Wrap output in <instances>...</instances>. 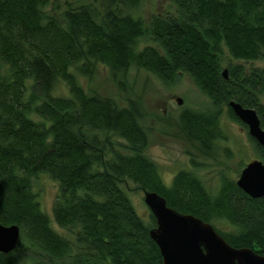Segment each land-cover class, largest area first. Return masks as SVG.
<instances>
[{
  "label": "trees",
  "instance_id": "16d2710c",
  "mask_svg": "<svg viewBox=\"0 0 264 264\" xmlns=\"http://www.w3.org/2000/svg\"><path fill=\"white\" fill-rule=\"evenodd\" d=\"M48 1L0 0V222L20 229L17 246L0 252V264H163L149 233L155 216L138 213L131 182L210 222L232 246L264 254V195L250 196L228 176L212 191L185 168L166 183L144 151L141 101L124 93L119 106L87 93L79 80L92 73L94 60L113 78L131 67L164 81L185 72L210 108H184L178 128L211 153L226 137L223 113L246 126L231 99L255 108L264 128V0H174L173 14L152 13L148 21L121 10L140 0H98L101 18L86 4L67 8L64 21L44 10ZM141 38L151 43L139 48ZM224 49L240 61L229 58L224 66ZM59 81L67 94L54 93ZM118 86L125 91L121 79ZM249 137L264 163V145ZM39 172L59 184L52 216L32 187ZM222 222L232 229H221Z\"/></svg>",
  "mask_w": 264,
  "mask_h": 264
},
{
  "label": "rangeland",
  "instance_id": "374dc122",
  "mask_svg": "<svg viewBox=\"0 0 264 264\" xmlns=\"http://www.w3.org/2000/svg\"><path fill=\"white\" fill-rule=\"evenodd\" d=\"M82 4L89 5L95 10L97 17L101 18L102 11L98 0H49L43 8L47 13L64 21V10ZM121 6L123 12L140 15L145 21H148L152 13L175 12L174 0H140L136 7L123 4ZM147 43L151 41L141 38L138 47L141 48ZM229 58H231L230 54L224 49L221 54L224 66ZM243 63L248 66L251 63L262 64L263 61L244 60ZM119 79L124 83L125 91L119 88ZM79 80L87 93L96 92L108 96L119 106L125 105L126 95L141 101L145 111L143 124L148 135V143L144 151L156 162L166 183L170 182L172 175L178 169H192L200 175L210 190L215 191L223 176L236 179L244 164L257 157L247 127L231 119L226 113L221 116V126L226 137L216 142L211 153L201 152L196 141H191L182 134L178 128V115L184 108L199 110L210 108L209 98L195 86L185 72H177L171 80L164 81L146 69L131 67L113 78L108 66L94 60L92 73L79 76ZM54 93L67 94V87L63 81L58 82ZM177 96L182 97L180 104L176 101ZM106 134L115 140H121L112 132H102L101 136ZM31 182L42 208L52 216V203L59 191L58 181L44 172H39L31 176ZM129 188V196L138 213L143 218H147L150 209L143 200V190L138 189L132 182ZM52 224L62 234L73 238V233L69 229L59 227L53 221ZM218 225L224 230L232 229L227 222Z\"/></svg>",
  "mask_w": 264,
  "mask_h": 264
},
{
  "label": "water",
  "instance_id": "95a60500",
  "mask_svg": "<svg viewBox=\"0 0 264 264\" xmlns=\"http://www.w3.org/2000/svg\"><path fill=\"white\" fill-rule=\"evenodd\" d=\"M222 74L227 76L226 68ZM176 101L180 104L182 97L177 96ZM228 105L246 124L248 133L264 145V128L255 108L243 106L233 99ZM235 181L252 197L264 195L263 161L256 157L246 162ZM143 200L156 219L149 233L159 247L163 264H264V254L249 247L232 246L210 222L173 208L157 191L143 190ZM19 239L17 224L0 222V252L14 249Z\"/></svg>",
  "mask_w": 264,
  "mask_h": 264
}]
</instances>
